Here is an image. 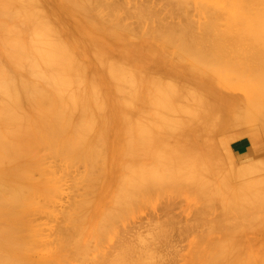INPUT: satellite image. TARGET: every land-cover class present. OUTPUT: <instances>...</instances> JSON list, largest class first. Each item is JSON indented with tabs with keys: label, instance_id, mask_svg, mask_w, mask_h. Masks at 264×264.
<instances>
[{
	"label": "bare ground",
	"instance_id": "1",
	"mask_svg": "<svg viewBox=\"0 0 264 264\" xmlns=\"http://www.w3.org/2000/svg\"><path fill=\"white\" fill-rule=\"evenodd\" d=\"M190 1L205 12L203 21L194 22L189 16L188 10L193 3ZM223 1L167 0L170 5L173 4V11H177L175 13L178 16H183L184 19H180L182 22L171 23L170 20L174 19L172 14L169 15L172 18L168 19L163 12L164 18H167L165 20L170 23L159 22L164 18L156 19L158 25L154 22L155 27L152 26L144 33L140 32L139 27L141 34L135 32L134 35L129 31V25H125L116 14L120 6L117 0H0V264H44L42 254L39 257L41 261L35 258L39 252L35 250L39 240L36 232L38 229L34 227V217L30 216H34L46 203L47 199L42 202L40 197H53L54 192V195L58 194L55 186L60 179L59 176L54 177L53 172L58 161L53 166L48 162L50 159L60 158L61 163L80 161L86 169L88 166V171L84 170V173L87 172V178L84 179L88 182L87 193H92L100 181L103 183L104 179L99 180L100 178L113 177L116 182L114 181L111 197L120 201L119 206L112 208L113 211L125 207L127 202L130 203L135 198L140 187L135 166L138 153L146 143L143 139L144 114L138 111H143L145 107L152 110L156 114L155 121L159 120L170 132L166 131L169 134L167 142L162 141L168 144H165L168 146V150L165 149L168 160L181 169L185 167L191 175L199 172L204 159H216L220 156L215 144L216 132H219L220 142L225 133L232 131L236 138L246 134L249 141L256 144L260 131L264 134V0ZM105 7L111 12V21L105 20L102 10H98ZM134 9L131 12L137 18L143 15L144 19L147 12V16H150V12L152 16L154 14L153 9L150 8L149 12L145 6L139 5ZM147 23L149 24L148 21ZM132 30L136 31L134 28ZM139 83L142 84L140 89ZM139 103H142L141 109ZM234 149L235 156H230L233 159L246 153H254L253 149L249 150L243 143H236ZM256 154L257 157L260 153ZM236 163L231 166L237 173L239 171L246 174L253 169L246 160L245 164L237 167ZM106 186H103L104 190L107 189ZM193 192L195 194L194 190ZM85 196L82 195L81 198ZM86 197L78 206L81 211H75L76 220L75 217L72 218L76 225L79 223L78 219H87V214L82 217L90 207V198ZM78 212L83 215L78 216ZM69 216L72 214L67 219ZM35 217L37 219L36 215ZM223 217L226 219L227 214ZM257 220L255 222H259ZM71 222L70 219L69 223L72 224ZM238 223L241 225L242 221ZM230 224L229 227L232 226ZM235 227L239 226L234 225L233 228ZM72 228L67 230V234L71 237L74 252H78L81 249L80 242H77L79 236H76L79 232L72 231ZM254 229L260 233H254L255 236L249 239L256 242L252 246L246 245L249 249L243 250L246 247L242 240L236 243L240 245L237 247L236 240L226 239V243L221 244L209 264H241L240 259L243 257L245 261L242 264H264V229ZM129 230L133 232L132 229L126 230V233L124 230V235L120 236L129 244V248L124 247V239L118 237L123 243L118 242L122 245L117 244L118 248L113 249L115 253L107 249L110 254L106 252L99 259L94 257L96 261L93 264H152L153 261L156 262L150 260L155 251L160 248L165 251L164 248L170 247L171 240L161 247L163 240L158 242L155 239L156 243L152 241L151 244H157V249L153 246L155 251L153 253L151 249L150 252L147 248L149 245L146 247L144 241L146 239L142 238L138 242L135 229L134 235ZM239 230L238 228L237 231ZM226 232L229 234L228 230ZM240 232L237 233L242 236ZM127 233L132 234L128 235L136 239L138 246L140 242H145L146 249L142 247L143 242L140 246L144 249V254H137L141 251L136 250V243L132 242L134 239L131 241ZM227 233L224 234L226 237ZM233 234L228 236L233 237ZM136 237L141 238L140 234H136ZM126 238L134 245L126 241ZM240 238L237 237L238 241ZM249 240L248 243L251 242ZM160 242L161 245L158 244ZM203 242L208 246L207 241ZM218 245L219 243L215 248ZM213 249L211 253L215 251ZM147 251L153 254L149 256ZM161 251L157 254L161 255ZM155 255L152 259L158 257L156 263L159 264L162 256ZM165 256H169L168 253ZM50 259L56 260L55 257ZM200 259L201 263L205 261L204 258L203 261Z\"/></svg>",
	"mask_w": 264,
	"mask_h": 264
},
{
	"label": "rangeland",
	"instance_id": "2",
	"mask_svg": "<svg viewBox=\"0 0 264 264\" xmlns=\"http://www.w3.org/2000/svg\"><path fill=\"white\" fill-rule=\"evenodd\" d=\"M117 1H118V4H120V6L118 7V11H116L118 13H116V14H117V16L119 15L118 18L120 17L119 19H121V21H123V23L125 25L126 24L129 26L131 25L130 27H132L136 30V31H134V30H132V28L130 29V27L128 26L129 31L131 30L133 32V34L135 32H137L136 34L140 35L141 33H144L147 30H149L150 28H152V26L156 25L155 23H157V25H158L159 23L156 22L157 21L156 19L161 20L164 18L165 15L167 17H169L168 19H171L172 17L174 18L173 20H170L171 23H172V21H173V23L176 21H178V23L180 21L182 22V20H180V19H181V17L183 18V16L180 17V14L178 16V14H176L178 12L175 10L173 11V9H174V7L172 6L173 4L170 5L168 2H166L167 0H142V1L141 0H117ZM139 1H141V3ZM192 2L193 1H190V3H192ZM143 3H145V5H143ZM161 4H164L165 7ZM168 4L170 7H168ZM139 5L145 6V8H147V11L149 10V12L153 9L152 10L154 12L153 16H152V12L149 13L150 16H147L148 15V12H147L146 17L144 16V19H145L144 20L143 15L140 16L142 18H140V17L137 18L136 14L133 15L134 13L131 11H134L135 10L134 8L139 7ZM155 6H156V8H155ZM167 7H168V10H167ZM191 7L189 8L190 10H188L189 16L191 17V19L197 23L199 21H203L204 20L203 18H205L204 17L205 12L200 11L199 6L197 4H195L194 2L192 3ZM128 8L129 9L133 8V9L129 11ZM150 8H151V10H150ZM171 8H172V11H171ZM191 9H193V11ZM98 10H102V16L105 20L109 21L111 19V12H109L106 7L102 8V9L98 8ZM159 12H160L161 16H160V14H158ZM163 12L165 13V15L163 14ZM194 12H196V13H194ZM170 14H172V17H170L171 16ZM201 16H203V17H201ZM112 18H113V16H112ZM194 18H197V20ZM137 19H138V21H137ZM165 19H167V18L165 17L163 20H161L159 22L162 23V21L163 22L168 21L166 23H170L169 20H165ZM147 21L149 22V24L147 23ZM128 22H130V23H128ZM147 25H149V26H147ZM139 27L141 30L139 29ZM138 30H140L141 33ZM136 34H134V35H136ZM146 66H147V64H146ZM140 88H142V84L139 83V89ZM139 106H141V107H139L141 109L143 107L142 103L141 104L139 103ZM138 112H141L142 114H144L143 115V117H144L143 126L145 127V137L143 139H145L146 143H144L145 144L144 149L139 152L141 154L138 153L137 160L139 162L137 161V165L135 166V168L138 172V181H139L140 187H138L139 190L137 189V191H136L135 198H133V200L130 203L127 202V205L125 206L126 208L121 207L122 210L123 209H125V210H123V211L121 209H118L116 211L112 210L113 207L119 206V202H120V201L116 200L114 197H111V194L113 191L112 187L114 188V185H115V183H114L115 179L113 177L100 178L99 180L104 179L103 183L100 181L101 183L99 182L98 186L95 185V187H94L95 189L91 186L92 190L94 189V191L92 193H87L89 191L88 189H86V187H88V184H87L88 182L86 180H84L87 178V174H86L87 173L86 171H88L87 165H86L87 166V169H86L85 165L83 167L84 163H82L80 161H73L72 163L68 162L69 164L67 162L65 163V161H64V162H62V163H64L62 166L61 161H59L60 158L58 160L55 158H54L55 160H53V159L49 160L48 159L49 160L48 162H50L49 164L53 165V166L58 161L57 165L54 167L52 166V167L54 168L53 169L54 177L59 176V178L58 177L57 178L60 179V181L57 182V180H56V182L57 183L60 182V183L58 184L59 188L57 187V183L55 186L56 193H58V194L54 195L55 192H54V194L52 193L54 199H52L53 197L52 196L50 197V195H49V197H40V200H42V202H45V199H47V201H48V199H50V200L48 202L46 201V203L43 205V208H41L42 211L39 210V211H36L34 213L37 216V219H36L34 214H33L34 216H30L32 218L34 217L33 220H32V218H31V220L33 221L34 225H35V223L37 225V226L36 225L34 226L35 229H38L36 232L38 234L37 238L39 240H38V244L35 246V250L39 251L40 254L38 252L39 255L37 254L38 256L37 255L35 256L36 259L39 258L40 255L42 254V256H44V264H49V263L50 264H56V263L57 264H90V263L93 264V262L95 263V261H96L95 260L96 258L94 259V257H98V259H99V256H101L102 254L104 256V253H106V252H107L106 254H110V253H108L110 250L113 251L112 253H115L114 252L115 250H113V249L118 248L117 244H119V246H121L122 244L120 245V243L125 242V239L120 237V236H123L124 235L123 231L125 230L124 232L126 233V230L128 231V229H132L133 232L135 229V232H134L135 238H138L137 239L138 242L140 241V239L143 240L142 238L146 239V240H144L147 244L146 247L149 245V247H147L149 250L148 249L147 250L150 252L153 251V253H154L155 249H157L156 248L157 244H155V245H153L154 243L151 244L152 241L156 243L155 239H157L158 242L163 240L162 245H161V242L158 243L161 245V247H163V245H165L164 243H166V241L171 240V241H169V242H171V243H169L170 247L164 246V247H166L164 249H166L165 251H167L169 256H165V254L167 255V253L164 250H162V251H164V252H162L161 248L159 251H155L156 254H157V252L161 251V255L159 253L160 257L164 253L163 254L164 258H163V256L161 258L163 260L166 259V261L164 260L166 262V264H205V263L209 264L210 263L209 260L212 259V257L214 255H216L215 253H217L221 244L223 245L226 243V239H227V241H228V239L236 240L235 244L237 242L244 241L246 249H243V250L249 249L246 245L252 246L253 244L256 243L254 241V239H251V240H249V239L253 238V236H255L254 233H257V234L260 233V232L258 233V231L254 228L258 227V230L264 229V216H263L264 215V189H263L264 183H262V182H264V172H263L264 171V153H263V151H264V140H263L264 134L262 133L263 131H260V135H259L260 137H259L258 141H256V144L249 141V139H248L249 136L246 134L240 135L236 138L235 137L236 134H233L232 131L229 132L228 134L225 133V137L220 142L218 139V137H220V135H218L219 132H216L217 134L214 133L215 137H217V139L215 138V140L217 141V143H215L216 149H218V151L220 153L219 157L221 159L219 157L216 159H208V160L204 159L205 160V161L203 160L204 164L200 163L202 161L197 162V163L201 164L200 170L196 175H193V174L191 175L188 172V170L185 169V167L181 169L180 167L176 166L175 163L168 160V156H167L168 155V152H167L168 146L166 147V145H168V144L166 142H167V139L169 138L168 133H170V132L167 131L168 129L166 127H164L163 124L161 125L159 120H158V122L155 121L156 114H154V112L152 110H148L147 107H145V109L143 111H138ZM160 126H163V127H160ZM155 128H158V130ZM155 137H156V139H155ZM162 137H163V140H162ZM164 140L166 142H162ZM159 142H161V143H159ZM236 143H239V144L243 143L249 150L253 149L255 154L257 152H258L257 154L260 153L259 154L260 156L258 155L259 157L258 156L256 157L255 154L252 152L251 155H249V153H246L242 156H238L237 159H236V157H234L235 159L231 158V157L235 156L233 153L235 151L234 146ZM260 145H261V149H260ZM257 146H258V148H257ZM161 149H163V150H161ZM165 149H167V150H165ZM256 149H257V151H256ZM229 152H230V154H229ZM261 152H262V154H261ZM252 154H254V157H255L254 159L252 158V156H253ZM216 160H218V161H216ZM245 160H246V162H250L251 166H253L252 170L246 172V174L240 173L239 171L237 173L235 168H234L235 170H232V168H233L232 166H234L232 164H235L237 162L236 164H238V165H235V167H237L241 164H245L244 163ZM54 161H56V162H54ZM209 161H210V163H209ZM233 161H236V162L233 163ZM73 163H74V165H73ZM173 164H175V165H173ZM166 165H167V167H166ZM212 167H214V168H212ZM66 169H68V170L65 171ZM85 169H86V171H85L86 173H84ZM234 171H236V172H234ZM55 172L57 175H55ZM204 173H205V175H204ZM209 173H210V175H209ZM211 173H213V174H211ZM239 173H240V175H239ZM189 174H190V176H189ZM36 175L38 177V174H35V176ZM82 175H84L85 177L83 176L84 177L83 178ZM234 175H235V177H234ZM37 177H35V178H37ZM108 179H110V180H108ZM198 179H200L201 181L199 182ZM107 181H109V183ZM229 181H230V183H228ZM83 183H84V185H82ZM186 183H187V185H186ZM210 183H212V184H210ZM106 184H107V186H106ZM99 186H101V187H99ZM103 186H106L107 189L104 190ZM191 190H192V192H191ZM193 190L195 191L196 195L194 194ZM96 193H98V194H96ZM87 194H88V197H86ZM82 195L83 196L86 195L85 196L86 198H90V201L88 203V205L90 207L88 206L89 208L87 210L88 213L84 212L83 213L84 215L81 213L79 214V212L81 210L78 207L81 205L80 203H82V201L85 198V197L81 198ZM55 196H57V198ZM256 196H257V198H256ZM217 197H218V199H216ZM113 199L115 200V202ZM216 201L220 205L215 203ZM226 201H227V203H226ZM73 202H75V203H73ZM221 202H222V204H221ZM48 204H50L51 206L49 207ZM70 204L72 206H70ZM94 204L96 206H93ZM221 205L224 207H222ZM102 206H104V207H102ZM93 207H95V208L93 209ZM203 207H205V209H202ZM218 207L220 208V210ZM235 207H237L238 210ZM224 208H226V210H224ZM221 210H223V212H221ZM71 211H73V212H71ZM75 211L76 212L79 211L78 216L83 215L82 217H84L87 214V216H85V219L86 218L87 219L86 220H83L84 218L78 219L77 222H79V223L76 225V223L73 222V220H72V218H74V217H75L74 220H76L77 215L75 216ZM100 211H101V213H100ZM111 211H112V213H110ZM246 212L248 214H246ZM250 212H251V214H250ZM37 213L38 214L40 213V214L38 215ZM70 213L72 214V216H69L70 218L68 217L69 219H67V216ZM111 214H113V216ZM226 214H227V217L232 216L233 220L231 218L227 219V217H226V219H227L226 220L223 217V216H226ZM236 214L239 216V218ZM104 215H106V217H104ZM251 215L252 216L254 215V216L252 217ZM259 215L262 218V220H257L260 218ZM48 216H50V217H48ZM195 216L196 217L198 216V217L196 218ZM200 216H202V218ZM70 219H71V221H72L71 223L73 225L69 223ZM195 219L197 220V222H195L196 221ZM246 219H247V222H246ZM80 220H82V222ZM102 220H103V222H102ZM105 220H106V222H104ZM256 220L259 221L260 223L255 222ZM224 221H226V222L223 223ZM238 221H240V222L242 221V224L239 225ZM261 221H263V223H261ZM80 222L82 223V225H80ZM203 222L206 224H203ZM235 222H237V223L235 224ZM194 223L196 225H194ZM197 223L199 224V227H198ZM230 223H232V224H230ZM252 223L253 224L255 223L256 226L254 227L255 224L253 225ZM192 224H193V228H192ZM224 224L226 226H224ZM229 224L232 226L229 227ZM250 224H252V225H250ZM222 225L226 228L224 229V227H222ZM234 225L239 226V227L233 228ZM77 226L80 228V229L78 228L80 231H78ZM128 226H130V227L128 228ZM145 226H146V228H145ZM182 226H183V228L181 229ZM251 226L254 228H252ZM261 226H263V227H261ZM137 227H138V230H137ZM71 228H72V231L75 230V232L77 231L76 233L79 232L78 233L79 235H76V236H79V238H77V242H80L79 245L81 246V249L78 250V252L77 251L74 252V249L70 243L71 237L69 238V235L67 234V233H69L68 231H70ZM232 228L234 230H232ZM238 228L240 229L239 231H237ZM248 228H249V231H248ZM243 229H245L246 231ZM173 230H174V232H173ZM225 230L226 231L228 230L229 234ZM129 231L131 233H133L131 230H129ZM151 231H153V232H151ZM232 231H233V233L234 232L235 233L233 234ZM236 231L237 232L241 231L240 233H242V236H240V234H238ZM253 231H255V232H253ZM120 232H121V234H120ZM181 232L183 234H181ZM230 232H231V234H230ZM247 232H251V233H247ZM134 233H133V235H134ZM226 233L228 235L233 234V237L228 236V235L226 237L225 236ZM236 233H237V235H239L241 237L240 238L239 236L236 235L238 238H240L239 239L240 241H238L237 237L235 236ZM128 234L130 236L132 235L130 233H127V235ZM136 234H140L141 238L136 237ZM151 234H154V235H151ZM115 235H116V237H115ZM129 235H128V238L130 237ZM181 236L184 237V239ZM200 236H201V238H203L202 241H201ZM215 236H216V238H215ZM118 237L122 238L121 240L124 239V241L120 242L121 240L119 241ZM234 238H236V239H234ZM132 239H134L133 236L130 237L131 241H132ZM198 239H200V240H198ZM130 240L126 238V241H130ZM248 240H249V242L251 241L250 242L251 244L248 243ZM134 241H135V243L137 242L136 239H134L132 242L134 243ZM174 241H175V244H174ZM176 241H177V243H176ZM203 241H207L208 246H207V243L205 242V244H204ZM42 242H43V244H42ZM118 242H120V243H118ZM130 242H128V243H130ZM132 242H131V244H133ZM142 242H140L141 244L140 243H138V244H140V246H142L143 245ZM145 242H143L144 243V245L142 246L143 248H145L144 247ZM218 243H219V245L215 248V245H217ZM259 243L260 242L258 241L257 244H259ZM115 244H116V246H115ZM126 244H127L126 242L123 243V246L129 248V244H127L128 246H126ZM167 244L168 243H166V245ZM177 244H178V246H177ZM240 244H242V243H240ZM110 245H112V246H110ZM135 245L137 247H140L137 245V243ZM150 245H151V247H150ZM203 245H205V246L203 247ZM236 245L238 247L239 243ZM153 246H155L154 250H153ZM137 247H136V250H138L139 252L141 251V253H137L138 255L139 254L142 255L145 253V252L142 253V249H143L142 247H140L141 250H140V248L137 249ZM212 248H214L213 251L215 250L216 252L214 251L213 253H211ZM240 248L241 247H239V249ZM243 248H244V246H243ZM107 249L109 251H106ZM151 249H152V251H151ZM168 249H170V250H168ZM175 249H176V251H175ZM179 249L181 252L178 251ZM54 251H55V253H54ZM148 251H147V253L149 254V256L151 254H153V253H149ZM243 252H241V253H243ZM155 253L152 255L150 260H155L157 262L156 259L158 257H156V256L158 254L155 255ZM96 254L98 256H95ZM206 254H208L207 257L210 255L209 258H207L205 256ZM47 255H48V257H47ZM154 255H155L156 259H152ZM45 256L47 258H45ZM144 256H142V258ZM201 256H205V257L201 258ZM50 257H55L56 260H52V259H50ZM102 257H100V259ZM139 257H141V256H139ZM241 257H243V256H241ZM161 258H159V259H161ZM168 258H170V259L168 260ZM203 258H204V260H205V258H207V260L203 261ZM93 259H94V261H93ZM162 259H161L160 263L163 262ZM199 259L202 260L203 263H201V261H199ZM238 259H240V256ZM240 260H242V263H243V261H245L244 257ZM38 261H41L40 258ZM153 262H152V264L156 263V262H154V263ZM165 262H163L162 264H165ZM237 262H238V260H237ZM238 263L240 264V262H238ZM244 263L246 264V262H244ZM141 264H143V262ZM156 264H158V263H156Z\"/></svg>",
	"mask_w": 264,
	"mask_h": 264
}]
</instances>
